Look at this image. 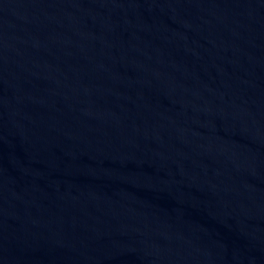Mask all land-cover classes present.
Listing matches in <instances>:
<instances>
[{
  "label": "water",
  "instance_id": "1",
  "mask_svg": "<svg viewBox=\"0 0 264 264\" xmlns=\"http://www.w3.org/2000/svg\"><path fill=\"white\" fill-rule=\"evenodd\" d=\"M0 264H264V0H0Z\"/></svg>",
  "mask_w": 264,
  "mask_h": 264
}]
</instances>
